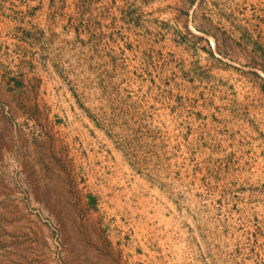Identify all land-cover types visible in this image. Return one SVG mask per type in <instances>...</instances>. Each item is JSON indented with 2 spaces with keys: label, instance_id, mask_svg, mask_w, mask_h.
<instances>
[{
  "label": "rangeland",
  "instance_id": "rangeland-1",
  "mask_svg": "<svg viewBox=\"0 0 264 264\" xmlns=\"http://www.w3.org/2000/svg\"><path fill=\"white\" fill-rule=\"evenodd\" d=\"M0 264H264V0H0Z\"/></svg>",
  "mask_w": 264,
  "mask_h": 264
}]
</instances>
